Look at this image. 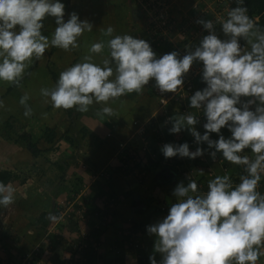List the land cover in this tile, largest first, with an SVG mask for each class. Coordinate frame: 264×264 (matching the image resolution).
I'll use <instances>...</instances> for the list:
<instances>
[{"label": "clouds", "instance_id": "obj_1", "mask_svg": "<svg viewBox=\"0 0 264 264\" xmlns=\"http://www.w3.org/2000/svg\"><path fill=\"white\" fill-rule=\"evenodd\" d=\"M232 2L236 6L228 8L225 17L195 21L207 34L190 50L186 46L182 56L172 51L157 58L146 40L128 33L114 35L109 25L101 29L106 39L92 42L78 62L59 72L51 87L39 90L52 109L86 113L95 103L101 105L96 116L110 118V102L141 94L150 80L161 94L177 93L193 63L201 66L205 86L188 97L195 112L165 121L171 125L169 134L186 130L196 147L190 150L187 141L165 143L160 151L165 159H195L207 152L216 160L219 153L242 172L235 183L228 174L216 175L204 191L194 179L177 183L167 215L146 228L161 257L157 261L150 255L149 264H257L264 256V193L258 191L264 177V28L249 17L245 0ZM64 9L61 0H0V85L21 87L26 70L50 48L70 53L82 47L83 35L93 26L75 12L65 20ZM46 18L54 19L50 35L42 34ZM28 100V93L19 99L26 118L32 115ZM200 113L202 133L195 127ZM221 129L230 135L225 137ZM15 196L11 183L0 182V208L14 203Z\"/></svg>", "mask_w": 264, "mask_h": 264}, {"label": "crops", "instance_id": "obj_2", "mask_svg": "<svg viewBox=\"0 0 264 264\" xmlns=\"http://www.w3.org/2000/svg\"><path fill=\"white\" fill-rule=\"evenodd\" d=\"M61 2L65 5V20L68 13L75 12L79 19H86L93 26L92 32L83 35L82 47L70 53L50 48L41 60L33 62L36 64L31 71L26 70L21 87L14 86L8 91L10 86L0 85V100L4 103V109H0V182L11 183L16 189L14 203L0 208V264H69V260L78 254V258L84 259L82 264H149L150 255L159 261L160 254L153 250L155 237L148 234L146 228L167 215L169 207L175 202L172 191L177 183L187 184L192 179L191 175H195L193 179L197 181L198 188L204 191L207 181L216 175L228 174L234 183L238 182L240 169L221 160L219 153L216 160L210 159L207 152L195 159L163 157L160 148L165 143L187 141L190 150H194L196 145L186 130L179 134L168 133L171 125L165 124L166 119L159 109V92L152 80L144 86L141 94H127L110 102L112 117L98 118L96 111L101 105L94 103L88 112L76 111L72 116L70 132H64L69 138L57 140L55 133L51 142H44L40 138L44 129L57 132L64 126L66 131L70 121L63 110L52 109L43 103L40 88L54 84L51 71L58 78L60 71L80 60L92 42L106 39L101 29L111 25L114 35L128 33L134 38L146 40L157 58L172 51L181 56L182 52L177 30L172 29L170 33L173 35L168 36L167 41L158 38L154 32L155 36L152 35L150 25L145 23L144 14L135 0ZM194 2H172L173 12H170L176 27L189 14ZM54 27V19L46 18L42 34L50 35ZM163 41L168 42L169 49L164 48L166 44ZM100 59L98 55L94 57V62L99 63ZM194 80L205 86L200 76ZM24 93H28L27 103L32 108V115L27 118L23 116L24 109L19 104ZM188 104L187 99V110H183L181 103L170 101L165 110L171 108L169 117L195 112ZM37 113H42L39 118ZM10 116L22 123V130L31 132V140L43 141L53 145L54 149L47 150L48 155L41 152L35 156L18 142L19 139L15 137L11 140L14 137L12 125L4 123ZM132 120L144 127L143 136L137 129L135 132ZM198 120L195 127L202 133V113L198 114ZM3 124L7 125L6 128H2ZM221 132L225 137L230 135L226 129H221ZM211 138L216 139V134H211ZM119 139L127 144L132 139V142L136 140L134 144L137 146H147L144 154L138 156L145 166L140 176L129 172L125 174L121 170L129 167L121 164L117 146ZM77 143L81 145V151L76 149L75 152L73 146ZM45 172H50V175L46 173V178ZM77 181H80L78 186ZM72 184L78 189L74 194L70 191ZM261 187L260 182L258 191L264 193ZM161 206L165 207L163 211ZM50 215L56 218L50 219ZM79 241H84L86 247L73 253V247ZM86 251L88 255L94 254L91 261L87 259L85 262ZM257 264H264V256L258 259Z\"/></svg>", "mask_w": 264, "mask_h": 264}, {"label": "rangeland", "instance_id": "obj_3", "mask_svg": "<svg viewBox=\"0 0 264 264\" xmlns=\"http://www.w3.org/2000/svg\"><path fill=\"white\" fill-rule=\"evenodd\" d=\"M173 1H176V0H166V5H165V7L163 9L164 12L161 14V16L158 15L159 13H156V14L154 13V15L153 14H150V11L147 12V13L143 11V14H144V18L146 19V22L145 23L146 24H149V25H152V24L161 25L160 22H159V19H160L159 17H162V16L164 17L162 19V21L165 22V26L163 27V29L165 31L163 30V32H162L164 34H161L160 31L152 30V35H154L153 32H156L158 38L159 37H162L161 40L166 39V41H167L168 40L167 37L169 36V38H170L171 35H173V33H170L172 31V29L173 30L174 29L177 30L176 31V32H178V39L177 40H178L179 48L181 47L180 49H182V52H181V56H182V55L185 54L186 46L190 50L192 48V46L197 45L199 43V40L201 39V37L203 35H206L207 34V32L205 30L202 31L200 29L201 28V25H198V24L195 23V21L199 17V13H201L204 9H206V14H204L202 17H200V19H202L204 17H206L207 19H209V18L215 19V17H217L218 15L222 18V17H225L226 16L225 15V11H226L227 5H222L220 7H216V5L213 2V0H206V1L205 0H195V2L193 4H191L190 10H189V14L187 16L183 17V21L180 22L181 24L179 23L180 24L179 27H178V25L176 27L174 25L176 23L174 22V19L172 17L171 12H170V11L173 12V10H171L172 2ZM177 1H179V0H177ZM228 3H229V7H235L236 6L232 2V0H229ZM216 9H217V11H216L217 13L215 15H213V11L212 10H216ZM251 19H253V21H255L258 18L255 16V17H253ZM188 21H189V23H188ZM149 27H151V26H149ZM219 27L220 26L217 24V27H215L216 28V32L220 36V38H223L222 34H220V30H219L220 28ZM148 33H149V31H148ZM176 42L177 41H175V43ZM163 43L166 44V47H164V48L165 49H167V48L169 49L170 45L168 44V42H164L163 41ZM240 44H241V46H244V43L242 42V40L240 41ZM200 67L201 66L199 64H197V63L194 62L193 65L190 67V70H189L188 74L186 75V77L190 80V84L192 85L193 90H195V91L203 88V85L202 84H200L199 82H194L195 81L194 78L197 79L200 76ZM164 94L169 95L171 93H163V94L159 93V96L158 97H161ZM165 98H166L165 100L167 101L166 106L165 105H161V106H159V109L162 110V114H164V118L167 119L169 117V115H170L169 110L171 108L168 109L167 111L165 109L168 107L167 105H169L170 101H172V100H167V97L166 96H165ZM187 99L188 98L186 97V95H183L178 101H175V103H177V104L178 103H181L182 109L183 110L184 109L187 110V108H186V101H187ZM63 111L66 113V116L68 117V120L70 121V123L68 124V127H66V131L64 130V126L60 127V129H57L56 130L57 132H55V133H57V135H58V138H56L57 140H60V139L65 138V137L66 138H69L68 137L69 135H64V132L65 133H69L70 132V127L69 126H70V124L73 123L72 116L77 113L75 111V109H69V110H63ZM41 114L42 113H37L38 118H39V116H41ZM7 120L8 121H6L4 123H8V124H11L12 125L11 132H13V136L14 137H12L11 140H13L15 137L17 138V140L19 138L18 142L20 144H22L23 146H26L25 143L20 139V136H21V134L26 133V134H29L30 135V139H32L31 138L32 137L31 136V132H26V131L22 130V123H20L19 121L17 122V118H15L14 116H10L9 118H7ZM131 124L134 127V130L136 132V125L133 124V120H132ZM6 126H7L6 124H3L2 125V128H4V127L6 128ZM82 131H83V129H82ZM135 132H133L134 133L133 134L134 138L136 136L135 135ZM14 133H15V135H14ZM72 135H74V134H72ZM143 135L144 134H142V136ZM40 138L44 141V139L42 137V134H41V137ZM40 138H36L35 137V139H40ZM41 139H40V141H41ZM132 139H133V137H132ZM132 139H131V143H129V144H127L126 142H123V140H120L119 139V141L117 142L118 150H120L119 143H122L124 148H128V149L132 150L134 153H136L135 151L138 149V147H140V145L137 146L136 144H134V142H136V140H133L134 142H132ZM43 141L41 143H39V142H34L32 140V142H34L36 144L37 148L39 149V152L37 154H41V152H44V154L48 155V151L47 150L52 151L54 149L53 148V145H49L47 143H43ZM76 149L77 150L79 149L81 151V145L79 143H77L75 146H73V150H75V152H76ZM37 154L35 156H37ZM51 156L53 157V155H51ZM50 161H52V160H50ZM46 173L48 175L50 172H45L44 173L45 174L44 175L45 178L47 177ZM51 175H54V174H51ZM63 175H64V173L62 172V176ZM189 175H191V174H189ZM42 176H41V178H42ZM191 176H192L191 177L192 179L195 178L194 177L195 175H191ZM52 177L53 176H51L50 178L52 179ZM73 179L74 178L72 177V180ZM61 180L64 182L63 179H60L59 181H61ZM73 183H74V180H73ZM76 183H77V186H78L80 184V181H77ZM68 185L69 184H66L67 188H69ZM73 186H74V184H72V187ZM163 191H166V189H163ZM164 209H165V207L163 206V210ZM80 211H82V209ZM65 214H67V213H65Z\"/></svg>", "mask_w": 264, "mask_h": 264}, {"label": "built area", "instance_id": "obj_4", "mask_svg": "<svg viewBox=\"0 0 264 264\" xmlns=\"http://www.w3.org/2000/svg\"><path fill=\"white\" fill-rule=\"evenodd\" d=\"M135 1H136V4H138L139 10L141 11V13H143V11L146 12V13L150 11V14L154 15V13L155 14L159 13L158 14L159 16H161V14L164 12L163 9H164V7L166 5V0H135ZM213 2L215 3L216 7H220L222 5H227L226 11H225V15H226V13L228 11V8H231V7H229V3H228L229 0H213ZM217 9L216 10H212L213 11V15H215L217 13L216 12ZM204 14H206V9H204L201 13H199L198 19H200V17H202ZM217 17H220V16L218 15ZM217 17H215V19ZM159 18H160L159 22H160L161 25L152 24V25H150L151 26L150 28H151V30L160 31L161 34H164V33H162L163 30H164L163 27L165 26V22L162 21V19L164 17L162 16V17H159ZM202 19L209 20V19H213V18L207 19L206 17H204ZM215 19H213V20H215ZM188 23H189V21H188ZM147 25H149V24H147ZM215 27H217V25ZM200 29L202 31H204L202 29V26H201ZM154 33L156 34V32H154ZM194 91L195 90H193V87L190 84V80L185 76L184 77V83H183L182 88H181L180 91H178L177 93H171L169 95L164 94L161 97H158V102L161 104L162 99H164V100L166 99L165 96L167 97V100H172V101H178L183 95H186V97L188 98L189 96H191V94ZM133 124L136 125V129H137L138 133H141V134L145 133L144 132V127H141L140 124L137 121H133ZM119 147H120V150H118V151L120 153H124L123 152L124 151V147H123L122 143H119ZM146 149H147V146L145 144H143L142 146L138 147V149L135 152H136L137 156H140V155L144 154ZM130 151H131L130 152L131 154H135L132 150H130ZM161 210L163 211V206H161ZM85 247H86V243L84 241H79V244L77 243V245H75L73 247V253H78V252L82 251ZM78 256H79V254L75 258H72L71 260H69V264H82L84 259H80V258H78Z\"/></svg>", "mask_w": 264, "mask_h": 264}, {"label": "trees", "instance_id": "obj_5", "mask_svg": "<svg viewBox=\"0 0 264 264\" xmlns=\"http://www.w3.org/2000/svg\"><path fill=\"white\" fill-rule=\"evenodd\" d=\"M244 6H246L248 8V15L250 18L253 17H257L258 19L254 21L255 24H257L258 26H260L261 28H264V0H245ZM34 63L32 66H30L28 71H31L34 67H35ZM53 80L56 81L57 76L56 74L51 71ZM25 77V76H24ZM14 86H10L8 88V91L10 89H12ZM85 129L83 128V131ZM55 132L54 130H51L49 128H46L44 130V132L42 133V137L44 139L45 142H51L54 138H55ZM19 139V138H18ZM20 139L25 143L26 147L32 152L33 155H36L39 152V149L37 148L36 144L34 142H32V140L30 139V135L23 133L20 136ZM124 153H120L119 152V156H120V161L121 164L123 166H128L129 168H125V167H121L123 170V172L125 174H128V172L131 175H135L136 177L140 176L143 171L145 170V166L142 165V161L138 158L137 154H131L130 149L128 148H124ZM130 153V154H129ZM240 169V173L242 172V169L239 167ZM261 190H264V178L261 179ZM78 189L75 188V184L72 187V189L70 188V191L73 192L72 194L76 193ZM73 215V214H71ZM87 241V240H86ZM134 247V244L133 246ZM85 249V248H84ZM131 249V248H130ZM133 249V248H132ZM135 249V247H134ZM85 255L87 258H85V262L88 259V261H91L94 258V254L90 253L88 255V251L85 252Z\"/></svg>", "mask_w": 264, "mask_h": 264}]
</instances>
